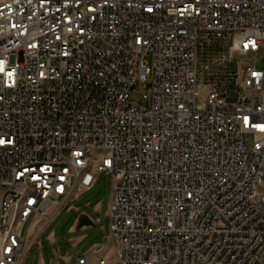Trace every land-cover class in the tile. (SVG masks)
<instances>
[{
	"label": "built area",
	"instance_id": "built-area-1",
	"mask_svg": "<svg viewBox=\"0 0 264 264\" xmlns=\"http://www.w3.org/2000/svg\"><path fill=\"white\" fill-rule=\"evenodd\" d=\"M262 49L264 0H0V264L100 175L76 264H264Z\"/></svg>",
	"mask_w": 264,
	"mask_h": 264
},
{
	"label": "rangeland",
	"instance_id": "rangeland-1",
	"mask_svg": "<svg viewBox=\"0 0 264 264\" xmlns=\"http://www.w3.org/2000/svg\"><path fill=\"white\" fill-rule=\"evenodd\" d=\"M246 60L256 69L264 72V49L255 57ZM233 70L236 71L235 68ZM111 200V179L100 175L91 190L78 195L75 201L69 203L59 213L41 236L38 233V239L27 253L23 264H76L78 256L87 254L98 245L107 244L110 236ZM74 208L80 213L74 212ZM82 214L96 221L95 227L72 233V228ZM24 232L28 236L30 228H25ZM80 237L84 239L73 247L69 239L77 240ZM65 259L70 261L66 262Z\"/></svg>",
	"mask_w": 264,
	"mask_h": 264
},
{
	"label": "crops",
	"instance_id": "crops-1",
	"mask_svg": "<svg viewBox=\"0 0 264 264\" xmlns=\"http://www.w3.org/2000/svg\"><path fill=\"white\" fill-rule=\"evenodd\" d=\"M74 212H76L77 214H79L80 212H79V210L78 209H75L74 208ZM83 215V214H82ZM88 216V215H87ZM89 217V216H88ZM90 219L94 222V223H96V221H94L91 217H90ZM79 220V219H78ZM78 220H77V222H76V225H74V227L72 228V233L73 232H77V231H81L82 229H85L86 227H84V228H82V229H78ZM42 235V234H41ZM40 235V236H41ZM84 239V237H80L79 239H77V240H72V239H69L70 241H71V244L73 245V247H76L82 240ZM68 240V241H69ZM52 242H53V240H52ZM78 257H80V256H78ZM104 257L106 258V259H110L111 257H113V253H112V251L111 250H109V252L108 253H106L105 255H104ZM65 261L66 262H69L70 261V259H65ZM90 264H98V262H97V260H93V261H91V263Z\"/></svg>",
	"mask_w": 264,
	"mask_h": 264
},
{
	"label": "water",
	"instance_id": "water-1",
	"mask_svg": "<svg viewBox=\"0 0 264 264\" xmlns=\"http://www.w3.org/2000/svg\"><path fill=\"white\" fill-rule=\"evenodd\" d=\"M84 227H95V223L85 214L81 215L78 220V229L80 230Z\"/></svg>",
	"mask_w": 264,
	"mask_h": 264
},
{
	"label": "snow or ice",
	"instance_id": "snow-or-ice-1",
	"mask_svg": "<svg viewBox=\"0 0 264 264\" xmlns=\"http://www.w3.org/2000/svg\"><path fill=\"white\" fill-rule=\"evenodd\" d=\"M9 75H11V73H9ZM0 143H3V141H0Z\"/></svg>",
	"mask_w": 264,
	"mask_h": 264
}]
</instances>
